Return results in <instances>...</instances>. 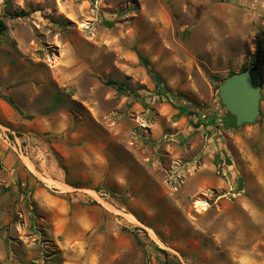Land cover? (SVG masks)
<instances>
[{"label":"rangeland","instance_id":"obj_1","mask_svg":"<svg viewBox=\"0 0 264 264\" xmlns=\"http://www.w3.org/2000/svg\"><path fill=\"white\" fill-rule=\"evenodd\" d=\"M0 21V264H264V0H0ZM253 59L260 114L227 128L218 88Z\"/></svg>","mask_w":264,"mask_h":264},{"label":"water","instance_id":"obj_2","mask_svg":"<svg viewBox=\"0 0 264 264\" xmlns=\"http://www.w3.org/2000/svg\"><path fill=\"white\" fill-rule=\"evenodd\" d=\"M218 91L221 105L237 128L256 122L261 101V76L257 69L233 74Z\"/></svg>","mask_w":264,"mask_h":264},{"label":"trees","instance_id":"obj_3","mask_svg":"<svg viewBox=\"0 0 264 264\" xmlns=\"http://www.w3.org/2000/svg\"><path fill=\"white\" fill-rule=\"evenodd\" d=\"M9 4V3H8ZM105 25L107 26V27H111L112 26V24L111 23H109V22H105ZM6 30V28H5V25L0 21V37L2 36V34H3V32ZM140 60H141V63L146 67V68H148L149 67V64H148V62H147V60L146 59H144V58H140ZM259 63H258V61L256 60V59H253L252 61H251V64H250V69L251 70H255V69H257L258 68V65ZM148 73L150 74V76L152 77V80L154 81V83H155V86L157 87V88H162L163 86H162V82H161V80H160V78L150 69V68H148ZM233 74H231L230 76H232ZM229 76V77H230ZM106 85H108L109 87H112L113 89H115V90H117L118 92H120V93H124V91H123V85H118L117 83H114V82H111V81H107L106 82ZM6 100V102H7V104H9V105H12V101L10 100V99H5ZM179 109V114L180 115H182V114H187V115H193V113L192 112H190L187 108H185V107H179L178 108ZM227 128H230V127H232V128H235L236 126H235V124H234V119L231 117V116H229V118H228V121H227V126H226Z\"/></svg>","mask_w":264,"mask_h":264}]
</instances>
